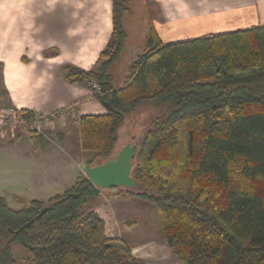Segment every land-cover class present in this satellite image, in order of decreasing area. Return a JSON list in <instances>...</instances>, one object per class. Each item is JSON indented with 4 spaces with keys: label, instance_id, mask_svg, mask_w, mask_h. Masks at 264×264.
<instances>
[{
    "label": "trees",
    "instance_id": "16d2710c",
    "mask_svg": "<svg viewBox=\"0 0 264 264\" xmlns=\"http://www.w3.org/2000/svg\"><path fill=\"white\" fill-rule=\"evenodd\" d=\"M128 1L111 0L112 31L93 67L59 70L67 83L90 90L81 101L105 110L79 116L81 150L106 159L127 115L142 103L161 110L131 160L139 190L118 192L156 207L165 243L183 264H262L264 25L168 43L151 27L147 50L113 88L109 70L123 49ZM100 190L80 174L64 191L20 209L0 196V264H18L16 245L28 264H145L110 236L105 213L92 206Z\"/></svg>",
    "mask_w": 264,
    "mask_h": 264
},
{
    "label": "crops",
    "instance_id": "0c3cea01",
    "mask_svg": "<svg viewBox=\"0 0 264 264\" xmlns=\"http://www.w3.org/2000/svg\"><path fill=\"white\" fill-rule=\"evenodd\" d=\"M126 8L123 49L109 70L113 88L122 86L129 63L147 50L151 27L168 43L264 25V0H130ZM111 31V0H0L1 93L17 110L56 114L45 129L54 143L24 133L10 141L32 162L31 178L43 184L34 187L33 198L47 200L83 174L78 118L105 110L93 99L81 101L90 90L67 83L59 70L65 64L92 68ZM66 107L69 114L58 113ZM20 138L30 142L17 144ZM42 154L52 157L40 161ZM92 206L105 213L110 236L122 238L135 258L145 264H183L165 243L150 202L102 189Z\"/></svg>",
    "mask_w": 264,
    "mask_h": 264
},
{
    "label": "rangeland",
    "instance_id": "374dc122",
    "mask_svg": "<svg viewBox=\"0 0 264 264\" xmlns=\"http://www.w3.org/2000/svg\"><path fill=\"white\" fill-rule=\"evenodd\" d=\"M10 108L11 106L4 99L0 89V196L12 208L20 209L25 207L30 200L46 201V199L33 198L35 196L34 187L43 184L31 178L30 164L32 162L28 158L26 159L25 155L21 156L20 150L12 147L10 141L15 140L19 133L29 134L32 138H43L42 141L45 140L51 144L54 143V140H51V136L53 135L48 136L46 131V128H49L48 124H50V121H42L33 130L31 129L33 128L31 125H25L23 122H20L21 116L19 112L15 116H5L6 110ZM160 113L161 110L152 107L149 103L140 104L133 113L126 116L124 124L119 129L118 144L114 147L112 154L108 158L102 159L95 158L93 153H86L84 154V162L92 160V165L106 162L116 158L125 147L130 149L127 157L132 160L146 129L150 126L151 121L160 115ZM16 119L19 121H16ZM29 142L25 138H20L16 141L17 144H28ZM131 148H135V150L131 151ZM50 158L48 154H42L39 157L40 161ZM83 174H85L84 170ZM132 189L139 190L137 187H133ZM119 190H124V188L116 189V191ZM15 248L13 253L18 264H28L24 250L17 245Z\"/></svg>",
    "mask_w": 264,
    "mask_h": 264
},
{
    "label": "water",
    "instance_id": "95a60500",
    "mask_svg": "<svg viewBox=\"0 0 264 264\" xmlns=\"http://www.w3.org/2000/svg\"><path fill=\"white\" fill-rule=\"evenodd\" d=\"M125 148L116 158L93 166L84 165L85 175L93 185L100 189L113 191H116L117 188L132 189L136 187V183L130 175L131 160L127 157L130 149ZM134 150L135 148H131V151ZM46 210L47 207L42 208L38 216L42 215ZM31 222L32 220L27 224Z\"/></svg>",
    "mask_w": 264,
    "mask_h": 264
},
{
    "label": "built area",
    "instance_id": "2783aa9c",
    "mask_svg": "<svg viewBox=\"0 0 264 264\" xmlns=\"http://www.w3.org/2000/svg\"><path fill=\"white\" fill-rule=\"evenodd\" d=\"M94 87H96L95 84H93ZM71 111V108L70 107H66L64 108L63 110H60V112H58L59 114H69ZM19 112V110L15 109V108H10V109H7L6 110V115L5 116H9V115H14ZM21 116V114H20ZM54 116H56V114H52L50 116H43V115H35L34 117H31V118H28V117H23L21 116L20 118V122H23L25 125L29 124L31 125V129H35L36 125H38L39 123H41L42 121L43 122H46V121H51ZM18 119H16L17 121ZM19 121V120H18Z\"/></svg>",
    "mask_w": 264,
    "mask_h": 264
}]
</instances>
